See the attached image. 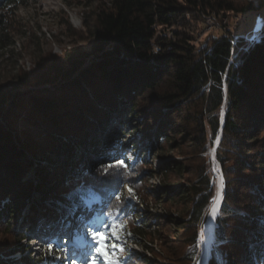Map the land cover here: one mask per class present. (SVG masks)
Wrapping results in <instances>:
<instances>
[{
	"label": "trees",
	"instance_id": "obj_1",
	"mask_svg": "<svg viewBox=\"0 0 264 264\" xmlns=\"http://www.w3.org/2000/svg\"><path fill=\"white\" fill-rule=\"evenodd\" d=\"M22 1L0 0L4 31L12 23L13 6ZM260 9H264L263 1ZM255 10L251 4L237 7L223 0H109L90 29L89 51H65L60 57L43 61L16 86L1 85L0 223L17 220L34 200L35 191L41 192L44 201H53L54 209L65 218L69 210L85 208L88 199L111 211L120 191L116 194L101 164L116 157L125 159L129 167L123 180L133 166L142 164V158L131 151L134 147L129 149L112 140L110 130L101 143L95 140L100 125L121 107L138 112L148 130L163 118L166 124L154 135L163 145L169 144L170 129L176 135L189 136L184 145L192 155L206 153L209 136L212 141L218 132L217 114L224 102L226 75L227 110L221 144L226 145L227 153H219L227 179L223 210L239 208L246 214L234 220L217 218L216 234L223 244L217 256H223L225 264L239 260L238 264H264L263 248L251 250L264 237V137L260 140L252 132L251 138L246 130L264 133V37L248 46L242 41L233 45L232 32L228 31L211 39L205 49L193 45L195 29L207 16L251 14ZM4 38L5 34L0 35V43ZM8 43L4 41L0 50ZM144 97V103H139ZM139 131L144 133L142 128ZM73 142L86 149L87 157L82 154L78 158ZM57 155L64 167L52 159ZM33 169L43 179L40 183L27 181ZM176 169L184 172L185 166L179 163ZM207 170H195L197 183L190 188L188 199L185 192L176 198L178 203L192 205L190 219L184 223L178 220L176 226L179 232L186 231V247L193 246L194 250L189 255L168 252L171 262L164 264H195L199 257L200 226L214 197ZM33 210L35 214L56 213L46 205ZM104 218L101 215L96 220ZM143 218L126 228L132 235L129 242L155 254L148 244L154 243L166 223L156 225ZM16 252L13 241L0 249L5 257ZM217 256H212L209 264H218ZM134 258L151 264L142 253H135ZM11 262L52 264L50 260L32 259Z\"/></svg>",
	"mask_w": 264,
	"mask_h": 264
},
{
	"label": "rangeland",
	"instance_id": "obj_2",
	"mask_svg": "<svg viewBox=\"0 0 264 264\" xmlns=\"http://www.w3.org/2000/svg\"><path fill=\"white\" fill-rule=\"evenodd\" d=\"M108 1L23 0L17 3L15 7L13 6L15 10L11 15V25L5 31L0 25V35L5 34L6 38H4V41L8 40L9 42L7 47L0 50V86H16L23 76L31 74L43 61H47L48 58L60 57L65 51H89L92 44L90 29L93 28L98 12L102 7L107 5ZM223 1H230L237 7L251 4L258 10H255L251 14L227 12L220 15L207 16L195 29L193 45L197 49H205L211 39L225 36L228 34V31L232 32L233 45L242 41L247 46L254 43L249 42V35L255 32L264 33V9H260L261 2H264V0ZM3 42L0 43V47ZM237 52L233 55V59L236 57ZM222 85L224 102L217 114L218 132L212 141L209 136L210 142L206 147L207 152L203 154L192 155L188 146L184 145L189 136L176 135L170 129L168 131L170 135L169 144L167 146L163 145L154 135L166 124L165 120H162L163 118L157 119L153 122L154 128L148 130L146 125L144 126L143 122H140V114L133 110V108L121 107L117 113L113 112L110 114L109 120L106 121L107 123L104 122L105 124L100 125L99 129L101 130H98L95 140L101 143L100 141L106 136V132L110 130L112 132L111 136H113L112 140L117 139V141L122 142L129 149L134 147L131 151L136 153L139 158H142V164L138 167L133 166L132 170L127 172L124 180L122 176L112 177L111 179L107 178L113 184L112 186L116 194L119 191L123 193L125 201H129L130 194L127 188L123 187L124 184L132 187L139 198L138 202L130 200L122 214L123 218L125 216L130 217L127 227H131L138 219H142V214H145L146 217L143 219L147 223L151 222L156 225L158 223H166L165 227H160L161 229L154 238V243L148 244V247L155 250V254L147 250L146 247L130 243L129 238L132 235L126 237L128 250L126 253L127 264H135L137 261L140 264H144V261L141 259H133L135 253L145 255L151 264H156L157 261L164 264L167 261L171 262L167 258L168 256H166L168 252L173 253L175 250L185 255L193 252V246L186 247L188 241V237L185 234L186 231L179 232L176 226V221L179 220L184 223L190 219L192 205L185 202L178 203L176 198L185 192V196L188 199L190 188L197 183V178L194 175L197 169L201 170L203 167H208L206 174L210 178V185L214 186V197L211 200L205 220L202 226H200L202 227L198 242L200 253L195 264L197 260L201 261V259L204 260L205 258L207 224H209L212 215V208L219 200L223 191L219 202L218 218H231L234 220V218L243 217L246 214L244 210L239 208H235V210L229 212L223 210V197L227 179L223 163L219 159V153H227L226 145L221 144L223 137L222 123L227 110L226 75L223 77ZM145 100L146 98L144 97L139 103H144ZM139 103H137V109ZM141 128L144 130V133L139 131ZM183 129L185 128L183 127ZM246 130L247 133H250L249 136L251 138L256 134L260 140L264 137V133H257L253 128L246 127ZM252 132L253 135H251ZM71 144L73 145L74 142ZM74 145L79 159L82 154L84 157H87L85 148L80 147L78 144ZM253 149H256L255 146H253ZM120 150L123 151V149ZM58 157V155L53 156L52 159L59 160V163L64 167L62 160ZM179 163L181 167L185 166L184 172L177 171L176 168L179 166ZM229 165L230 163L227 166ZM66 171L71 172L69 169ZM108 171L111 170L109 169ZM150 171L153 172L151 173ZM26 179L33 183L43 181L42 178H38L34 169L27 175ZM116 180H119V184L113 182ZM221 180L223 181L222 185ZM118 188L119 191H117ZM239 192L241 193L242 190H239ZM40 193L37 191L32 193L34 200H31V204L23 208L17 220L8 219L6 223H0V249H3L10 241H13V244L17 248V252L13 255L5 257L4 254H0V263L11 264V261L32 259L36 261L50 260L52 264H61V261L53 258L61 254H48L46 243L50 240H55L59 244L63 240H66L68 243L65 247L71 250L85 239V229L81 226V221L88 216L89 212L94 213L92 216L93 222H100L96 218H99L104 210L102 204L95 199H88L85 202V208L78 212L69 210V216L65 218L64 215L61 216L62 212L60 210L54 209L52 206L53 201H44ZM113 204H117V202L114 200ZM42 205H46L50 211H56V213L51 212V214H48L46 211H39L35 214L33 208L40 209ZM69 237H75L74 244L72 239L70 241ZM87 239L90 243H94L91 241L90 236ZM261 245L263 246L261 247ZM221 246L223 244L219 241L215 232V240L210 248L211 252L209 250L211 258L212 256H217V251L219 247L221 249ZM256 247L263 248L262 254L264 253V237L255 246H251L252 252ZM211 258H208L206 264L210 263ZM216 261L218 264H225L223 256L218 255ZM255 261L259 263V261ZM99 263L102 264V260H99ZM63 264H68V261L65 260ZM77 264H85V262L82 259H78Z\"/></svg>",
	"mask_w": 264,
	"mask_h": 264
},
{
	"label": "snow or ice",
	"instance_id": "obj_3",
	"mask_svg": "<svg viewBox=\"0 0 264 264\" xmlns=\"http://www.w3.org/2000/svg\"><path fill=\"white\" fill-rule=\"evenodd\" d=\"M100 167L104 170L105 178L111 179L112 177H121L129 166L125 163V159L116 157L111 162L102 163ZM109 169L111 171H108ZM113 182L119 184V180ZM222 183L223 181H221ZM123 187H126L130 194L129 201L123 199L122 192L117 194L114 200L118 206L114 204L111 211L102 212L101 215H104L105 218L99 223L93 222L94 213L89 212L88 216L81 221V226L85 229V239L71 250L65 247L68 243L66 240L59 244L55 240H50L46 243L48 254L60 253L61 255H56L53 258L61 261V264L65 260L68 261V264H77L78 259H82L85 264H99V260H103V264H127L126 237L131 236V233L126 232V228L130 217L125 216L121 219V216L130 200L138 202L139 198L132 187L127 184H124ZM216 214L214 209L211 218L215 219ZM89 236L94 243L89 242L87 239ZM196 264H201V261L197 260Z\"/></svg>",
	"mask_w": 264,
	"mask_h": 264
},
{
	"label": "bare ground",
	"instance_id": "obj_4",
	"mask_svg": "<svg viewBox=\"0 0 264 264\" xmlns=\"http://www.w3.org/2000/svg\"><path fill=\"white\" fill-rule=\"evenodd\" d=\"M264 35V33L262 32H259V33H256V34H251L248 36V40L252 41V40H256L258 38H261L262 36ZM222 181V180H221ZM220 181V182H221ZM222 185V184H221ZM223 191V189H222ZM224 192V191H223ZM222 192V193H223ZM222 193H221V196L219 197V200L217 201V203H215V205L213 206L212 208V211L215 209L216 210V218L215 219H212L210 218L209 220V224H207V238H206V243H207V246H206V255H205V258L204 260L201 259V264H206L207 263V260L208 258H210V253H209V250L211 248V246L213 245L214 243V240H215V232H216V221H217V218H218V208H219V202L221 200V197H222ZM70 241L72 239V242L74 244V239L75 238H72V237H69ZM211 252V250H210Z\"/></svg>",
	"mask_w": 264,
	"mask_h": 264
},
{
	"label": "water",
	"instance_id": "obj_5",
	"mask_svg": "<svg viewBox=\"0 0 264 264\" xmlns=\"http://www.w3.org/2000/svg\"><path fill=\"white\" fill-rule=\"evenodd\" d=\"M256 10H258V9H256ZM262 37H264V35L262 36ZM261 37V38H262ZM255 41V40H254ZM254 41H249L250 43L251 42H254ZM224 124H225V117H224V119H223V123H222V131H223V128H224ZM219 141H220V138H219ZM210 258H211V256H210ZM210 260V259H209ZM208 261V260H207Z\"/></svg>",
	"mask_w": 264,
	"mask_h": 264
}]
</instances>
